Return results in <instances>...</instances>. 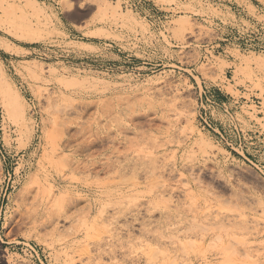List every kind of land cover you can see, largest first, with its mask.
Wrapping results in <instances>:
<instances>
[{"label":"rangeland","instance_id":"1","mask_svg":"<svg viewBox=\"0 0 264 264\" xmlns=\"http://www.w3.org/2000/svg\"><path fill=\"white\" fill-rule=\"evenodd\" d=\"M0 264H264V0H0Z\"/></svg>","mask_w":264,"mask_h":264},{"label":"built area","instance_id":"2","mask_svg":"<svg viewBox=\"0 0 264 264\" xmlns=\"http://www.w3.org/2000/svg\"><path fill=\"white\" fill-rule=\"evenodd\" d=\"M31 252H33V254L36 255V256L38 255V252L34 248H31Z\"/></svg>","mask_w":264,"mask_h":264}]
</instances>
